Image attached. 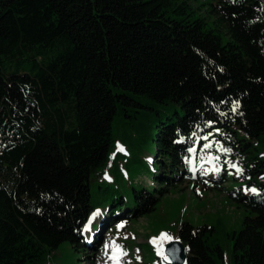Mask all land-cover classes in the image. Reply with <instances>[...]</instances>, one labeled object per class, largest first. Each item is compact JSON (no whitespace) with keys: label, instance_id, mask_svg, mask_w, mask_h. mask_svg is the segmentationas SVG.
<instances>
[{"label":"trees","instance_id":"16d2710c","mask_svg":"<svg viewBox=\"0 0 264 264\" xmlns=\"http://www.w3.org/2000/svg\"><path fill=\"white\" fill-rule=\"evenodd\" d=\"M208 12L225 44L187 0H0V264L84 250L183 182L245 209L231 264H264V0ZM143 160L153 185L119 175ZM222 231L182 223L184 264H223Z\"/></svg>","mask_w":264,"mask_h":264},{"label":"rangeland","instance_id":"374dc122","mask_svg":"<svg viewBox=\"0 0 264 264\" xmlns=\"http://www.w3.org/2000/svg\"><path fill=\"white\" fill-rule=\"evenodd\" d=\"M192 12V18L204 19L208 27L214 29L220 36L223 44L228 42L227 35L222 33L217 25L213 23L214 18L208 12L210 3L214 0H187ZM27 71L26 66L8 68L7 72L22 74ZM172 110L168 111L171 114ZM121 127L114 126L115 142L111 150V158L114 153L120 152L126 147L120 141ZM255 155L264 158V142L259 143L252 140ZM146 158L151 154L146 152ZM146 160L143 165L126 171L122 162H119V175L127 177L129 184L153 185L149 180L150 175L146 170ZM104 172H108L105 170ZM109 173V172H108ZM110 174V173H109ZM128 175V176H127ZM105 183L110 185L112 181ZM244 180H234L232 172L229 174V182L226 189L230 190L237 186L244 187ZM122 186V184H119ZM246 215L243 207L235 204L227 197L225 191H201L192 189V184L183 182L176 188L168 190L157 204L156 209L149 215L137 220H131L125 224L117 220L108 229L100 231L97 238L90 239L86 244L90 245L77 251L72 244L64 242L58 250L51 254L47 264H161L166 263L163 246L167 242L176 241L177 232L182 223L188 222L192 226L207 225L214 227L218 220L223 225L222 237L219 245L224 251L223 264H231L232 236L242 228V221ZM99 212L95 211L90 216V226L98 220ZM152 240L157 241V246L148 248ZM144 245V246H143Z\"/></svg>","mask_w":264,"mask_h":264},{"label":"water","instance_id":"95a60500","mask_svg":"<svg viewBox=\"0 0 264 264\" xmlns=\"http://www.w3.org/2000/svg\"><path fill=\"white\" fill-rule=\"evenodd\" d=\"M167 264H184L186 255L185 248L180 241L167 242L163 246Z\"/></svg>","mask_w":264,"mask_h":264},{"label":"bare ground","instance_id":"6f19581e","mask_svg":"<svg viewBox=\"0 0 264 264\" xmlns=\"http://www.w3.org/2000/svg\"><path fill=\"white\" fill-rule=\"evenodd\" d=\"M89 222H90V220H89L88 223H86V225L83 227V234H87L88 230L91 229V227L89 228V226H90ZM89 240H90V239H89ZM89 240H87V241H89ZM91 240H92V239H91ZM85 241H86V240H85ZM85 245H86V247H88V246L90 245V243H89V245H88V244H85Z\"/></svg>","mask_w":264,"mask_h":264}]
</instances>
